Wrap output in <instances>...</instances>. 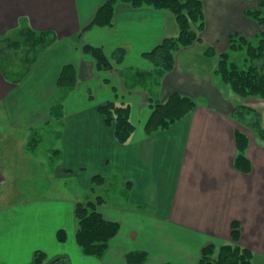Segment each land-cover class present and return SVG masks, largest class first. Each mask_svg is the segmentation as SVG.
Listing matches in <instances>:
<instances>
[{"label": "crops", "instance_id": "0c3cea01", "mask_svg": "<svg viewBox=\"0 0 264 264\" xmlns=\"http://www.w3.org/2000/svg\"><path fill=\"white\" fill-rule=\"evenodd\" d=\"M105 1L0 0V37L13 38L27 26L57 36L21 82L5 79L0 71V127L23 136L27 144L32 131L52 126L44 176L53 184L69 180L78 192L71 206L65 192L55 188L54 195L37 198L46 202L31 211L0 209V264L27 263L35 250L46 252L43 264L56 257H63V264H128L125 256L131 251L146 253L142 264H197L204 245L231 241L233 220L240 223L239 244L253 253L252 264H264V139L231 115L237 105L252 108L264 129V99L240 97L214 74L233 32H259L245 14L253 4L202 0L200 40L176 51L174 67L148 92L144 86H128L130 75L152 70L142 54L177 34L174 17L167 10L118 2L111 26L82 31ZM84 44L101 47L112 68L98 70L82 51ZM208 47L214 56L205 55ZM119 48L124 56L115 63ZM65 64L74 65L76 85L62 94L57 78ZM172 92L190 97L196 107L167 129L146 134L149 96L164 102ZM108 101L129 107L134 130L124 143L97 110ZM235 130L248 140L247 173L234 166ZM95 176L102 177L101 184L93 181ZM115 189L128 191L126 201ZM97 196L104 199L98 211L119 225L100 258L81 252L76 223L65 218L68 208L75 217L76 202ZM59 229L68 233L64 242L57 240Z\"/></svg>", "mask_w": 264, "mask_h": 264}, {"label": "trees", "instance_id": "16d2710c", "mask_svg": "<svg viewBox=\"0 0 264 264\" xmlns=\"http://www.w3.org/2000/svg\"><path fill=\"white\" fill-rule=\"evenodd\" d=\"M118 2L129 4L133 8L150 6L159 10L169 11L176 22L178 32L167 37L152 49L143 52L142 56L152 65V70L136 71L130 75V85L144 86L148 92L156 89L162 76L174 67V55L181 47L192 45L200 40L199 31L204 28V12L202 0H106L95 11L90 22L82 31L92 27H108L112 25L115 5ZM259 8L248 9L249 14L259 25H264V0H258ZM256 44L244 36L234 33L229 37L230 50H245L242 66L231 60L230 52L223 51L218 55L214 73L234 93L240 97H258L264 99V31L260 30ZM57 40L51 30H35L29 26L19 30L16 38L0 37V71L3 77L14 83L21 82L29 73L38 56ZM8 50V51H5ZM82 51L90 55L98 70L112 68L110 59L98 46L84 44ZM215 51L208 47L205 55L214 56ZM123 49H117L113 61L120 63L123 59ZM76 85V70L74 65L65 64L57 78V87L62 94L71 91ZM151 112L144 125L146 134L164 130L180 120L196 107V103L188 96L177 92L169 94L164 102H153L149 96ZM61 102H57L54 111L58 113ZM98 112L108 126H112L115 138L124 143L134 130L129 119L128 105L108 101L98 107ZM232 117L254 131L259 138L264 139V129L260 124L258 113L248 107L237 105L232 111ZM236 154L234 166L237 170L247 173L251 170L250 161L246 156L247 137L239 130L234 131ZM59 153L58 150H55ZM54 152V151H53ZM93 181L101 184L102 177L95 176ZM104 202L101 196L86 202H76L74 216L76 220L75 241L81 252L87 256L100 258L106 252L109 240L118 231V223L106 220L98 211L97 206ZM240 223L231 222L230 242L215 245L209 243L200 250L197 264H252V251L239 244ZM59 242L66 240V233L59 229L56 234ZM46 252L35 250L29 262L24 264H43ZM128 264H142L146 260L144 251H131L125 256ZM63 257H56L48 264H63ZM5 264V263H2Z\"/></svg>", "mask_w": 264, "mask_h": 264}, {"label": "rangeland", "instance_id": "374dc122", "mask_svg": "<svg viewBox=\"0 0 264 264\" xmlns=\"http://www.w3.org/2000/svg\"><path fill=\"white\" fill-rule=\"evenodd\" d=\"M246 1L253 4L250 9L259 8L258 0ZM245 14L253 19L249 14L246 13V11ZM253 20L256 22L255 19ZM258 26V31H264V25L258 24ZM202 30L199 32L201 33ZM234 33L237 32H233L232 34ZM240 35L252 41L253 44H256L257 42L255 35ZM14 36L15 37L13 38L17 37L16 35ZM5 51L8 50L5 49ZM223 51L230 52L231 60L236 62L238 65L242 66L244 64L245 50H230L229 40L227 49ZM51 129L52 126H41L35 129L31 132L30 137L28 138L29 141L26 144L24 143L25 141L23 136L18 137L16 134L7 133L5 132V127H0V209H7L11 207L17 210L24 209L31 211L33 208H38V204L46 202V200H36L37 198L48 196L55 188H60L62 192H65L66 203L71 206L72 199L78 193L75 190L77 185L75 183L69 182V180L64 185L61 179H58L60 181L55 180L56 184L51 183L53 180L50 179L49 183L46 176H44V172H48V154H50L52 141L54 139V131ZM113 193L117 197L123 198V201H126L124 194H129L127 190L123 194L121 191L116 189ZM34 196H36L35 199ZM68 209L69 213L66 214L65 218L70 223L71 219L74 223H76L75 217L73 218V216H71L70 208ZM69 228L70 227L67 224L65 229L69 230ZM66 235L68 236V233Z\"/></svg>", "mask_w": 264, "mask_h": 264}]
</instances>
